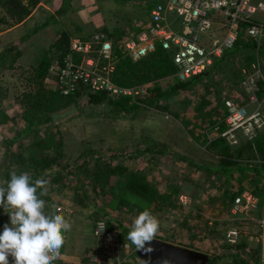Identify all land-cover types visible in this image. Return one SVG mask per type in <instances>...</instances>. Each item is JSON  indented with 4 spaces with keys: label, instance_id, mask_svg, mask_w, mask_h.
<instances>
[{
    "label": "rangeland",
    "instance_id": "1",
    "mask_svg": "<svg viewBox=\"0 0 264 264\" xmlns=\"http://www.w3.org/2000/svg\"><path fill=\"white\" fill-rule=\"evenodd\" d=\"M60 1L40 0L23 22L10 28H4L0 32V46L7 45L12 40L18 39L29 32L34 25L44 20L49 13H52ZM147 1L149 0H76L74 11L71 9L67 12L62 23L49 24L28 37L26 48L18 58L17 65L20 66H16L17 70L21 71L23 67L26 68L30 65L35 66L42 54V47L45 48L52 42L58 32L64 28V23L68 25L69 21H76L77 25H82L79 27V34L85 37L90 35V32L103 27L106 28V32H103V34L111 42L120 34V37H123L124 32L128 33L125 38L134 37L136 31L133 32L134 36H132L131 30L144 24L147 19L145 6ZM258 19L264 22V12L259 13ZM176 25V22L172 23V26ZM115 29L118 35L113 36L112 33ZM262 44L264 45V43ZM258 60L261 68L260 72L258 73L257 70L256 73L252 72L248 75L255 74L253 76H257L256 79H260L264 84V57ZM235 62L238 63L236 69L241 74H237V71L232 73L231 70L224 72H221V70L211 71L212 73L202 81L191 85L185 90L178 91L175 95L160 98L156 102L157 104L148 105V103H143L141 107L135 110V113H129L130 121L122 120L123 122H120L118 119L113 118V121L107 119L103 121L102 119L88 118L85 113L81 112V107L76 105L61 110L59 113L63 114L58 113L54 117L47 127L50 126L52 130H56V136L60 137L68 146L80 148V141H89V148L92 150L97 149V147L101 148V152L97 155H102L105 152L110 153L111 151L119 153L122 148L130 153H138L131 157H119L118 155L109 158L104 157L102 161H89L90 166H87V163L86 167H84L85 165L80 167L77 175L73 176L85 182L83 189L86 196L82 194L78 185L79 182L77 183L73 179L69 180V187L61 193H50L49 198L52 202L50 211L55 210L57 205L68 208L70 210L68 220L72 225L71 230L65 234L66 239L60 249L61 257L58 264H112L110 259L108 261V258L102 256L98 251L96 238L92 232L95 221L103 218L100 217V214H97V207L92 204L91 200L95 197V194L91 189L92 183L89 181L94 175L108 174L114 178H121L116 169H119V172L122 168L140 172L139 168L143 165L141 161L153 155L149 152L140 153L139 151L146 149L145 147L151 148L156 143L166 144L164 149L168 152L158 156H163L170 161L181 162V166L176 167L164 163L160 172L153 168L148 171V168L144 169L145 172L147 171L145 176L150 185H153L163 194H172L170 197L175 201L174 205L163 201L161 210L151 211L160 221V228L155 238L211 256L228 248L226 231L235 227L240 230L238 239H244L242 241L245 242L247 247L236 251V257L219 258L214 264H222L224 261H228L229 264H249L243 260V257L247 261H254L253 253L249 252L248 248L257 246L258 249L259 224L257 219L261 215L263 197L254 194L256 196L255 207L248 206L244 211L234 214L231 212L232 205L227 210L217 200L219 193L222 191L221 186L225 187L227 185L224 186L222 182L218 185L216 175H213L209 170L198 169L190 162L215 165L217 163L216 156L205 149L203 143L194 141L191 136L187 135L186 130L182 129L186 123L191 127L198 122V125L205 129L209 136H217L216 131L214 129L209 131V128H211L212 121L216 118L219 119L223 111L225 112L223 98L227 95L235 96L239 93L236 101H241L242 93L239 92V83L243 76L251 71L249 67L246 68L241 62L239 63L238 57H235ZM226 68L224 67V70ZM242 68H246V73H242ZM18 71L14 68L7 69L3 71L0 77V108L3 109L2 117L4 118V121L0 122V157L6 145V139L23 130V123L19 119L18 106L20 103L18 100L27 89V83L26 78ZM162 83L161 86H166ZM54 84L56 85L55 82ZM149 86L148 84L147 87ZM257 95L260 109L264 115V90L261 95L259 93ZM82 97L83 95L79 99ZM164 105H166V109L161 108ZM248 107L249 109L253 108L249 105ZM173 113H176V115ZM45 128L44 125L40 126L39 135H43V132L46 131ZM34 133L28 131L20 135L12 146L21 150L28 149L30 147L28 144L34 141ZM97 139L102 142L97 141ZM89 152L91 151L89 150ZM108 160H112L109 165L104 162ZM2 165H0L1 168L4 166ZM113 171L115 173L111 174ZM251 175L246 174L244 186L247 185ZM212 179L213 182H211ZM0 184L3 183L0 182ZM230 184L236 187L238 183L233 180ZM258 184H261V181L256 185ZM175 188L177 190L173 191ZM243 190L247 191V189ZM74 193L76 194L74 195ZM98 200L101 203V210L108 211L110 215H113L114 219L109 218L111 223L117 224V220H120L122 226L130 229L133 220L143 211L133 206L134 209H131L130 206H118L116 202L109 203V199L106 202L100 196ZM47 212L49 210H46ZM0 215L2 216L0 217L2 218L0 219V227L3 229L9 215L3 208H0ZM203 223H206L205 227L202 226ZM214 226L217 228H213ZM115 230L120 232L121 227ZM121 240L131 244L127 239V234L123 233ZM132 252L133 250H129L124 253L123 259L132 256ZM94 258H96L95 261Z\"/></svg>",
    "mask_w": 264,
    "mask_h": 264
},
{
    "label": "trees",
    "instance_id": "2",
    "mask_svg": "<svg viewBox=\"0 0 264 264\" xmlns=\"http://www.w3.org/2000/svg\"><path fill=\"white\" fill-rule=\"evenodd\" d=\"M39 2L40 0H0V32L4 28H10L23 22ZM75 2L76 0H61L56 9L52 13H49L40 23L34 25L29 32H26L18 39L12 40L7 45L0 46V77L3 71L7 69L14 68L18 71L16 67L20 66L17 65L18 58L26 48L28 37L49 24L62 23L67 12L74 9ZM154 2V0L147 1L145 5L147 12ZM81 26L80 24L77 25L76 21H69L68 25L64 23V28L58 32L55 39L45 48L44 46L42 47V54L38 63L35 66L23 67L21 71H18L26 78L27 83V89L18 100L20 103H18L19 119L23 123V130L6 139V145L0 157V165H4H2L3 168L0 167V182L5 186L13 172L17 174L28 172L32 176L33 181L43 179L47 182V194L42 197L46 201L45 211L49 210L47 213L55 212L54 209L50 211V207H52V202L49 198L50 193H61L65 188L69 187L70 179L77 181V183L79 182L78 185L81 192L86 196L83 189L85 182L80 181L73 175H77L80 167L89 163V161H102L104 157L109 158L116 155L119 157H131L138 154L136 152H127L122 148L119 150V153L111 151L110 153L105 152L102 155H97L101 152V148L97 147V149L92 150L89 148V141H80V148L66 145L60 137L56 136V130H52L50 126L47 127L61 110L71 105H76L81 107V112L85 113V116L88 118H94L95 120L102 119L103 121L105 119L112 120V118L118 119L120 122H123L122 120L130 121L129 113H135V110L141 107L143 103H148V105L157 104L156 102L160 98L175 95L178 91L185 90L191 85L202 81L216 70H221V72L226 70H231L232 73L236 72L238 63H234L235 57H238L239 63L241 62L246 67L264 57V45L262 43L259 45L252 39H241L233 48L226 50L221 57L215 60L212 72L206 71L189 80L178 81L168 77L175 72L176 66L172 63L167 52L157 48L153 52L133 60L125 54L122 47L123 42L129 39L125 38L128 33L124 32V36L120 37L121 34L118 35L115 29L112 34H114L113 36L116 34L118 36L112 41L115 67L110 74L111 81L122 88L141 87V89H144L135 95L121 94L114 96L105 90H92L88 86L78 83L73 91L63 94L57 85H53L54 82L56 83V75L53 72L55 67L64 65L67 55H70L73 60L77 61H80L82 57L81 53L71 50V40L78 38L81 41H88L94 35L106 32V28L103 27L90 32V35L85 37L79 34V27ZM142 26L143 24L138 25L131 30L132 36H134L133 32L136 31L137 34ZM224 67L227 68L224 70ZM237 74L241 73L238 72ZM161 82L166 86H161ZM148 84L150 85L149 87H147ZM257 85L259 91H257V94L261 95L264 90V84L260 79H257ZM81 95L83 97L79 99ZM161 108L166 109L167 107L164 105ZM2 114L3 109L0 108V122L4 121ZM173 114L176 115V113ZM224 116L225 112L223 111L219 119L216 118L212 121L209 131L216 128L215 131L218 132L223 129ZM43 125L46 126V131L43 132V135H39L41 131L40 126ZM182 129L186 130L187 135L191 136L194 141L203 143L205 149L216 156L217 163L215 165H204L195 161L190 162L196 168L209 170L213 175H216L217 178H214H216L218 185L221 182L224 186L225 184L227 185L225 187L221 186L222 191L219 193V197H217V200L227 210L232 205L234 197L243 192V189H247L252 194H258L260 197H263L264 202V128L258 129L251 137L242 138L236 145L229 144L224 137L218 135L214 137L209 136L208 132L198 125V122L191 127L186 123ZM28 131L32 133L38 131L36 134L34 133V141L28 144L30 147L26 150L13 147L12 145L17 141L18 137ZM97 141L102 142L99 139ZM165 145L156 143L153 147H145L146 149H141L139 152H149L153 155L166 154L168 152L164 149ZM248 173L252 175L248 179L247 185L244 186L243 183ZM213 179L211 182H213ZM233 180H236L238 183L236 187L230 184ZM260 181L261 184L256 185ZM89 182L92 183L91 189L95 194V197L91 201L97 207V214H100V217L103 219L108 218L105 221L111 230L121 227L122 232H117L120 239H122L123 233L128 234L130 228L122 226L120 220H117V224L110 222L109 218L112 220L114 217L108 211L101 210V203L98 200L99 196L106 202L109 199V203L116 202L118 206H130L131 209H134L132 208L133 206L139 210H144L146 207L150 211L161 210L163 201L167 202V204H175V201L170 197L172 194L166 195L159 192L153 185H150L144 176L137 173H129L121 178H114L108 174L94 175ZM129 194L138 198L135 203L129 201L127 198ZM0 217L2 216L0 215ZM6 224H10V217L7 218ZM202 226L205 227L206 223H203ZM213 228L217 227L214 226ZM2 231L3 229L0 227V233ZM242 240L244 239H238L234 243H229L226 250L208 256L209 260L206 264H214L217 259L223 257H236V251L247 247ZM130 245L133 248L132 256L124 259L120 264H142L139 256L136 254L135 246ZM248 251L253 253L254 261H247L245 257H243V260L249 264H255L256 261L257 264V246L249 247Z\"/></svg>",
    "mask_w": 264,
    "mask_h": 264
},
{
    "label": "built area",
    "instance_id": "3",
    "mask_svg": "<svg viewBox=\"0 0 264 264\" xmlns=\"http://www.w3.org/2000/svg\"><path fill=\"white\" fill-rule=\"evenodd\" d=\"M147 12V19L134 38L126 39L123 50L126 55L136 60L155 49L160 48L168 53L176 70L169 78L186 81L206 71H213L215 60L223 52L234 47L241 39H252L257 44L264 43V22L258 19L264 12V1L261 0H154ZM176 22V26L172 23ZM70 48L81 53L80 61L70 55L64 65L55 67L56 85L63 94L73 91L78 83L92 90H105L110 95H135L144 88H122L111 81L110 74L115 67L113 43L101 33L88 41L74 38ZM247 68V67H246ZM242 68V73H246ZM251 71L243 76L239 83L242 100L235 96L223 98L225 109L224 127L216 132L231 145H236L242 138L253 136L258 129L264 128V115L258 100L257 76L260 72L259 60L249 66ZM249 106L253 108L249 109ZM216 130V128H215ZM256 196L243 191L234 197L232 213L244 211L248 206L255 207ZM69 219L70 210L57 205L55 211ZM257 264H264L261 254L264 253V202L260 218L257 219ZM93 233L97 249L101 255L120 264L123 254L133 250L132 246L122 241L116 230H111L104 219L94 223ZM240 236V230L232 227L226 231L228 243H234ZM61 255L53 262L58 264ZM96 258H94V261ZM9 264H14L9 257Z\"/></svg>",
    "mask_w": 264,
    "mask_h": 264
},
{
    "label": "clouds",
    "instance_id": "4",
    "mask_svg": "<svg viewBox=\"0 0 264 264\" xmlns=\"http://www.w3.org/2000/svg\"><path fill=\"white\" fill-rule=\"evenodd\" d=\"M46 184L43 179L33 181L28 172H13L6 186L0 184V208L10 217L0 233V264H9V257L14 264H53L59 257L72 225L58 210L46 213ZM127 198L131 203L138 199L131 194ZM159 228L160 221L146 207L133 220L127 239L136 250L150 253L153 249L145 245ZM261 257L264 260V253Z\"/></svg>",
    "mask_w": 264,
    "mask_h": 264
},
{
    "label": "water",
    "instance_id": "5",
    "mask_svg": "<svg viewBox=\"0 0 264 264\" xmlns=\"http://www.w3.org/2000/svg\"><path fill=\"white\" fill-rule=\"evenodd\" d=\"M145 247H151L153 251L136 250L141 263L143 260L145 264H206L209 260L208 255L200 251L156 238Z\"/></svg>",
    "mask_w": 264,
    "mask_h": 264
},
{
    "label": "crops",
    "instance_id": "6",
    "mask_svg": "<svg viewBox=\"0 0 264 264\" xmlns=\"http://www.w3.org/2000/svg\"><path fill=\"white\" fill-rule=\"evenodd\" d=\"M153 155V154H152ZM110 161H112V160H108L107 162L106 161H104L105 162V164H107V165H109L111 162ZM90 163V162H89ZM88 163V165L87 164H85V166L84 167H86V165L87 166H90V164ZM94 163H97V162H94ZM102 163V162H101ZM141 163H143V165L139 168V170H140V172H135L136 170H129L128 168L127 169H120V172H119V169H116L117 170V174L120 176V177H122V176H126V174H129V173H137V174H140V175H142V176H144L145 178H146V180H147V177L145 176V175H147L146 173H147V171L149 170V169H151V168H153V169H156V171L157 172H160V171H162V165L165 163H169V164H171V165H175L176 167H180L181 165V162H178V161H170V160H168L167 158H164L163 156H158V155H153V156H151V157H146L143 161H141ZM149 163H150V165H149ZM185 165V164H184ZM146 168H148L147 169V171L145 172L144 171V169H146ZM153 169H152V171H153ZM115 172L113 171V172H111V174H114ZM148 181V180H147ZM178 181V180H177ZM175 190H177V188H175L173 191H175ZM169 191H172V190H169ZM93 228V227H92ZM92 232H93V230H92ZM223 259V258H222ZM223 261V260H222ZM221 264V263H220ZM222 264H229L228 263V261H224V262H222Z\"/></svg>",
    "mask_w": 264,
    "mask_h": 264
}]
</instances>
